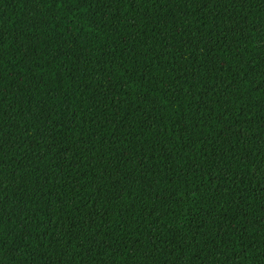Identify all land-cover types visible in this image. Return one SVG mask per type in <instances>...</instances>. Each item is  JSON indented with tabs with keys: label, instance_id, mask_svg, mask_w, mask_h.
Returning a JSON list of instances; mask_svg holds the SVG:
<instances>
[{
	"label": "trees",
	"instance_id": "trees-1",
	"mask_svg": "<svg viewBox=\"0 0 264 264\" xmlns=\"http://www.w3.org/2000/svg\"><path fill=\"white\" fill-rule=\"evenodd\" d=\"M0 264H264V0H0Z\"/></svg>",
	"mask_w": 264,
	"mask_h": 264
}]
</instances>
